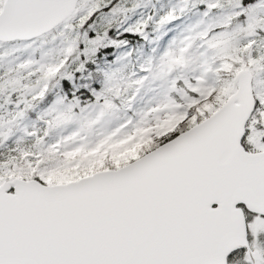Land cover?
I'll return each instance as SVG.
<instances>
[{"label":"snow or ice","instance_id":"1","mask_svg":"<svg viewBox=\"0 0 264 264\" xmlns=\"http://www.w3.org/2000/svg\"><path fill=\"white\" fill-rule=\"evenodd\" d=\"M0 264H264V0H0Z\"/></svg>","mask_w":264,"mask_h":264}]
</instances>
